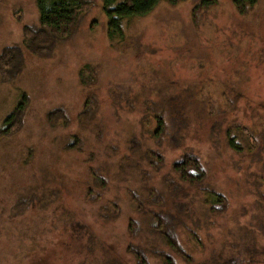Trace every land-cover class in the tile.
Returning <instances> with one entry per match:
<instances>
[{"label": "rangeland", "instance_id": "rangeland-1", "mask_svg": "<svg viewBox=\"0 0 264 264\" xmlns=\"http://www.w3.org/2000/svg\"><path fill=\"white\" fill-rule=\"evenodd\" d=\"M88 1L51 55L0 72V264H264V0L162 2L117 39ZM39 18L0 0V55Z\"/></svg>", "mask_w": 264, "mask_h": 264}, {"label": "trees", "instance_id": "trees-1", "mask_svg": "<svg viewBox=\"0 0 264 264\" xmlns=\"http://www.w3.org/2000/svg\"><path fill=\"white\" fill-rule=\"evenodd\" d=\"M104 10L109 18L108 35L111 39L124 37V23L136 17H143L151 13L160 3L168 2L178 4L184 0H103ZM260 0H233L234 5L241 14H245ZM204 6L216 3V0H203ZM40 15L38 26L24 25V38L22 44L4 48L0 55V72L4 81L16 77L24 66L25 50L38 56H49L53 53L59 42L70 39L77 31L83 15L88 11L91 2L88 0H37ZM85 81V79H83ZM86 82V81H85ZM26 101L19 103L15 110L6 118V133L14 122L24 114ZM0 131H3L0 129ZM230 146L236 151L242 147L235 136L229 139ZM175 170L182 180L189 183H199L206 175L199 158L187 154L175 164ZM214 195V194H213ZM218 203L225 200L222 195H214ZM175 244L174 239H169ZM180 250V249H179ZM181 251V250H180ZM141 264H147L141 257ZM165 264H175L171 256H165Z\"/></svg>", "mask_w": 264, "mask_h": 264}]
</instances>
